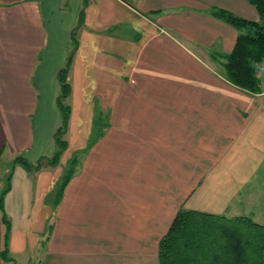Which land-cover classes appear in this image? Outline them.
<instances>
[{
    "label": "crops",
    "instance_id": "0c3cea01",
    "mask_svg": "<svg viewBox=\"0 0 264 264\" xmlns=\"http://www.w3.org/2000/svg\"><path fill=\"white\" fill-rule=\"evenodd\" d=\"M216 8L258 18L247 0H0L2 206L15 264H158L182 207L264 223V81L251 92L225 78L240 30ZM81 10L67 146L51 165L57 72ZM2 232L0 214V248Z\"/></svg>",
    "mask_w": 264,
    "mask_h": 264
},
{
    "label": "trees",
    "instance_id": "16d2710c",
    "mask_svg": "<svg viewBox=\"0 0 264 264\" xmlns=\"http://www.w3.org/2000/svg\"><path fill=\"white\" fill-rule=\"evenodd\" d=\"M258 13L256 20L246 19L223 9L216 8L213 14L240 30L231 51L222 63L225 78L233 85L251 92L260 90V79L255 73V65L264 60V0H247ZM77 24L72 28L70 49L65 65L58 70L60 90L57 103L60 123L54 132L55 149L47 162L54 165L67 141L64 134L70 115V106L64 102L70 92L66 74L77 47L75 28L82 22L83 10ZM15 162L26 168H38L40 163L27 161L15 156ZM76 163L71 160L69 170L59 185L62 190ZM5 187L0 192V214L3 226L0 259L3 264H15L8 254L10 221L2 206L3 195L9 187V174ZM158 264H264V223L254 221L249 215L227 216L195 209L179 208L174 214L166 232L158 242Z\"/></svg>",
    "mask_w": 264,
    "mask_h": 264
},
{
    "label": "built area",
    "instance_id": "2783aa9c",
    "mask_svg": "<svg viewBox=\"0 0 264 264\" xmlns=\"http://www.w3.org/2000/svg\"><path fill=\"white\" fill-rule=\"evenodd\" d=\"M255 73L259 77L260 81H264V60L255 65Z\"/></svg>",
    "mask_w": 264,
    "mask_h": 264
},
{
    "label": "rangeland",
    "instance_id": "374dc122",
    "mask_svg": "<svg viewBox=\"0 0 264 264\" xmlns=\"http://www.w3.org/2000/svg\"><path fill=\"white\" fill-rule=\"evenodd\" d=\"M74 33H76V32H74ZM76 35V34H75ZM76 37V36H75ZM68 104V103H67ZM0 188L4 185V184H6V180H5V175H4V170H5V168H4V164L2 165H0ZM4 175V176H3ZM243 213H246L247 214V212H243Z\"/></svg>",
    "mask_w": 264,
    "mask_h": 264
}]
</instances>
